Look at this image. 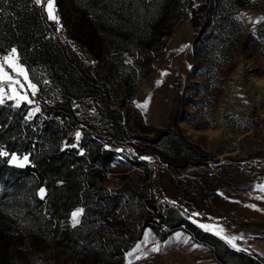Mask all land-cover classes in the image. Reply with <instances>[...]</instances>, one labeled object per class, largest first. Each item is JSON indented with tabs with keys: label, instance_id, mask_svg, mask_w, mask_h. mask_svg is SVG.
Returning <instances> with one entry per match:
<instances>
[{
	"label": "rangeland",
	"instance_id": "1",
	"mask_svg": "<svg viewBox=\"0 0 264 264\" xmlns=\"http://www.w3.org/2000/svg\"><path fill=\"white\" fill-rule=\"evenodd\" d=\"M207 1L193 0L194 8ZM56 2V19L49 18L48 0L38 5L56 23L60 43L92 68L100 89L71 98L81 126L90 128L85 147L92 158L61 192L66 197L80 187L68 210L50 209L37 183H28L19 199L38 194L41 203L27 209L0 202V264H221L216 256L226 264H264V0H217L197 47L189 8L156 47L145 75L105 42L95 45L97 59L71 39ZM65 5L75 23L76 11ZM234 22L224 44L222 26ZM211 33L219 40H206ZM9 56L17 70L5 61ZM0 65L7 74L0 78V105L26 103L25 121L48 119L35 101L42 89L48 103L58 98L45 68H29L16 47L0 54ZM57 121L64 135L41 149L77 148L83 133ZM94 132L117 146L95 143ZM9 156L17 169L31 165L29 155ZM6 157L0 149V162ZM81 208L73 226L72 213ZM45 216L53 217L50 227Z\"/></svg>",
	"mask_w": 264,
	"mask_h": 264
},
{
	"label": "trees",
	"instance_id": "2",
	"mask_svg": "<svg viewBox=\"0 0 264 264\" xmlns=\"http://www.w3.org/2000/svg\"><path fill=\"white\" fill-rule=\"evenodd\" d=\"M56 1L63 25L71 39L87 47L97 59L100 58V53L95 50V45L105 42L113 47L115 56H131L135 71L145 75L151 70L152 59L158 57L156 47L189 8H192V22L197 33L194 47L198 46V41L206 32V19L217 0H209L196 8L193 0ZM67 1L78 17L72 24L64 15ZM235 24L237 23L222 26L224 44L234 32ZM55 30L56 23L48 18L44 5H38L34 0H0V54L3 55L8 47H16L23 63L29 68L39 65L44 67L49 80V92L58 96L52 105L47 102L42 89L39 98L35 100L48 118L43 121H40V116L33 121H25L29 111L26 103L19 108L14 107L12 102L0 105V149L1 153H7V157L0 162V202L22 203L27 209L29 204L41 203L38 194H28L25 200L19 199L28 183H37L45 187L50 209L58 212L68 210L72 207L70 203L74 198H79L80 187L78 193L70 190L66 197H62L61 192L75 179L83 176L85 171L82 166L92 158L85 147L90 128L81 126L72 108L71 98H83L86 93L100 89L93 85L95 78L91 74L92 68L70 46L60 43ZM205 37L206 40H219L212 33ZM57 118L73 131L83 133L84 140L72 151L61 150L60 147L54 150L41 149V145L49 138L57 139L64 135L63 126ZM91 136L95 143L103 141L102 145L117 146L116 141L107 139L98 132ZM100 148L102 149L101 146ZM101 149L98 150L100 154ZM136 150L140 152L139 148ZM12 153L29 155L31 165L26 169L10 166L8 157ZM108 156L111 160L112 155L108 153ZM43 221L49 227L53 225V217L45 216ZM236 256L242 257L238 254ZM216 257L221 264H226L221 257ZM251 262L263 263L259 260Z\"/></svg>",
	"mask_w": 264,
	"mask_h": 264
},
{
	"label": "snow or ice",
	"instance_id": "3",
	"mask_svg": "<svg viewBox=\"0 0 264 264\" xmlns=\"http://www.w3.org/2000/svg\"><path fill=\"white\" fill-rule=\"evenodd\" d=\"M35 2L37 4H40L41 3V0H35ZM47 7H48V11H49V18L50 19H56V17L52 14V9H53L52 0H48ZM261 19H264V18H261ZM255 22L256 23H259L260 20H257ZM15 54H16V50L15 49H12V56H15ZM12 56L5 57V61L6 62H9V66L10 67H13L14 70H17L16 69V66L10 63V61L12 59ZM18 71H19L20 74H24L26 76V74L24 73V70L22 68L18 69ZM6 76H7V74L3 72V65H0V78L6 77ZM7 78L8 79H11V77H7ZM15 82L18 83L19 81H15ZM29 87H31L33 90H35L36 85L30 83L29 84ZM0 91H2V89H0ZM33 94H34V92H33ZM0 102H2V98H0ZM29 103H31V101H29ZM146 106H147L146 104L145 105H141V107H146ZM35 111H39V108H36ZM76 139L79 140V133H77ZM4 154L7 155V153H4ZM13 159H15V158H13ZM24 159L26 161L27 160V157H25ZM262 190H264V189H262ZM41 196H43V189H41ZM83 211L84 210L81 208V209H77L76 211H74L72 213V223H73V226H75L76 224H78L80 222L79 221V217L83 214ZM202 227H206V226H203L202 225ZM152 250L153 251H159V248H153Z\"/></svg>",
	"mask_w": 264,
	"mask_h": 264
}]
</instances>
